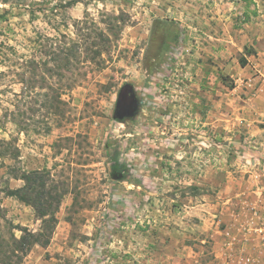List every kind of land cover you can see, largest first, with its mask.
<instances>
[{
    "label": "rangeland",
    "instance_id": "rangeland-1",
    "mask_svg": "<svg viewBox=\"0 0 264 264\" xmlns=\"http://www.w3.org/2000/svg\"><path fill=\"white\" fill-rule=\"evenodd\" d=\"M56 3L0 0V264H264V0Z\"/></svg>",
    "mask_w": 264,
    "mask_h": 264
},
{
    "label": "trees",
    "instance_id": "trees-1",
    "mask_svg": "<svg viewBox=\"0 0 264 264\" xmlns=\"http://www.w3.org/2000/svg\"><path fill=\"white\" fill-rule=\"evenodd\" d=\"M77 0H65V3L63 5L57 4V7H64L68 8L71 5L75 4ZM105 41H107V38H105ZM81 43L77 42L76 45H73V49L71 47L63 46L59 48V44H56L55 46H51L49 53L52 54L54 62H60L64 61L68 65L71 64L70 58L73 56H76L77 47L80 46ZM34 68L36 65L41 64L40 62H35L34 60H31L29 63ZM45 65V64H44ZM58 66L55 67H47V72L50 73V75H58L56 69ZM54 107V106H52ZM120 169L118 165H115L112 170V176L116 179H120L119 177ZM19 179H22L25 181L24 185L8 189L7 194L11 196H16L17 198H20L23 201H29L28 197L25 195V193L33 192L35 190L34 184L37 182L42 183V186L45 183L44 178L39 174L37 171H30L26 173H22L19 177ZM34 208L36 211L40 213L41 216H47L42 220L44 225L42 226L41 231L35 233L32 231H29L25 227L18 228L19 231H21V235L18 238H14V246L17 250H19L22 253H26L30 247L34 244H40V245H46L49 240V235L53 227V221L54 219V210H47L42 206V202H34L33 203Z\"/></svg>",
    "mask_w": 264,
    "mask_h": 264
},
{
    "label": "flooded vegetation",
    "instance_id": "flooded-vegetation-1",
    "mask_svg": "<svg viewBox=\"0 0 264 264\" xmlns=\"http://www.w3.org/2000/svg\"><path fill=\"white\" fill-rule=\"evenodd\" d=\"M117 115L122 117H133L137 108L138 100L134 94L133 87L123 86L117 97Z\"/></svg>",
    "mask_w": 264,
    "mask_h": 264
},
{
    "label": "crops",
    "instance_id": "crops-1",
    "mask_svg": "<svg viewBox=\"0 0 264 264\" xmlns=\"http://www.w3.org/2000/svg\"><path fill=\"white\" fill-rule=\"evenodd\" d=\"M255 205L256 210L254 211V217L257 221V228L261 231L264 230V193L261 191L255 192ZM240 216V215H239ZM241 218V217H240ZM264 238V234H262Z\"/></svg>",
    "mask_w": 264,
    "mask_h": 264
},
{
    "label": "water",
    "instance_id": "water-1",
    "mask_svg": "<svg viewBox=\"0 0 264 264\" xmlns=\"http://www.w3.org/2000/svg\"><path fill=\"white\" fill-rule=\"evenodd\" d=\"M125 87H127V86H129V87H131L129 84H126V85H124ZM116 107H117V105H116ZM116 111H117V109H116ZM119 117H122V116H119Z\"/></svg>",
    "mask_w": 264,
    "mask_h": 264
}]
</instances>
